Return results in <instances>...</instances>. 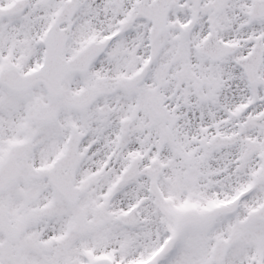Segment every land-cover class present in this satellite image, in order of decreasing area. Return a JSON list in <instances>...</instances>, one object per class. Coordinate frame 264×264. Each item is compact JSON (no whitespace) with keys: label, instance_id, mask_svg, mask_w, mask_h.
Listing matches in <instances>:
<instances>
[{"label":"snow or ice","instance_id":"snow-or-ice-1","mask_svg":"<svg viewBox=\"0 0 264 264\" xmlns=\"http://www.w3.org/2000/svg\"><path fill=\"white\" fill-rule=\"evenodd\" d=\"M0 264H264V0H0Z\"/></svg>","mask_w":264,"mask_h":264}]
</instances>
